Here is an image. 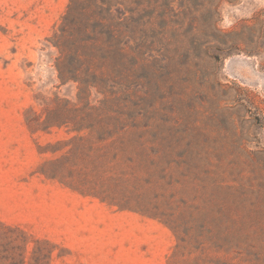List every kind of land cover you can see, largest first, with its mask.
<instances>
[{
    "label": "rangeland",
    "instance_id": "rangeland-1",
    "mask_svg": "<svg viewBox=\"0 0 264 264\" xmlns=\"http://www.w3.org/2000/svg\"><path fill=\"white\" fill-rule=\"evenodd\" d=\"M69 3L0 0V264H264V0H117L106 85Z\"/></svg>",
    "mask_w": 264,
    "mask_h": 264
},
{
    "label": "trees",
    "instance_id": "trees-1",
    "mask_svg": "<svg viewBox=\"0 0 264 264\" xmlns=\"http://www.w3.org/2000/svg\"><path fill=\"white\" fill-rule=\"evenodd\" d=\"M118 13L117 0H70L60 28V37H68L75 57L81 64H87L86 72L94 79L98 75L100 84L104 85L118 72ZM117 120L113 117L105 121L114 133L120 131Z\"/></svg>",
    "mask_w": 264,
    "mask_h": 264
}]
</instances>
